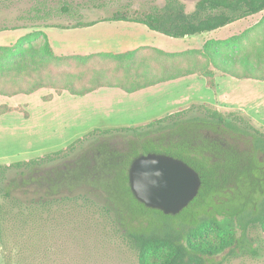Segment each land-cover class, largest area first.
<instances>
[{
  "label": "trees",
  "instance_id": "trees-1",
  "mask_svg": "<svg viewBox=\"0 0 264 264\" xmlns=\"http://www.w3.org/2000/svg\"><path fill=\"white\" fill-rule=\"evenodd\" d=\"M8 1L0 0V8ZM50 11L39 7L16 21L0 20V33L34 29L14 45L0 46V96L31 95L41 89H53L58 95L68 92L85 96L104 87L134 93L191 75L205 80L210 89L216 88L218 75L264 81V37L251 48L245 45L256 30L264 31V19L241 35L207 41L200 50L168 53L140 48L124 54L81 57L57 56L53 52L42 29L66 26L49 24ZM71 11L69 5H63L59 13ZM262 13L264 0H199L191 12L181 0H167L162 7L137 11L135 15L117 10L110 17L79 21L72 27L124 21L184 39ZM154 52L161 60L180 61L171 65L153 62L150 58ZM107 58L126 69L112 72L105 67L82 86L80 75L54 70L63 61L101 62ZM194 107L142 128L91 132L87 138L119 131H133L137 138L129 142L125 152L102 149L93 168H89L86 155L71 164H52L85 138L39 158L0 165V228L7 224H44L58 215L70 218L88 205L112 219L114 224L110 225L131 243L140 264H221L240 255L258 257V239L252 234L259 230L264 233V133L240 115L226 116L205 106L199 108L201 115L188 117ZM16 110L2 105L0 116ZM24 115L29 116L27 112ZM143 152L182 160L200 175L198 197L179 215L147 208L134 197L129 169ZM11 170L20 173L19 180L6 181ZM212 232L218 238L213 242L208 238ZM157 253L162 257L150 263V256Z\"/></svg>",
  "mask_w": 264,
  "mask_h": 264
},
{
  "label": "rangeland",
  "instance_id": "rangeland-1",
  "mask_svg": "<svg viewBox=\"0 0 264 264\" xmlns=\"http://www.w3.org/2000/svg\"><path fill=\"white\" fill-rule=\"evenodd\" d=\"M166 1L11 0L0 8V20L16 21L28 17L32 10L40 7L51 10L49 24L75 25L79 21L88 23L110 17L117 10H127L135 15L137 11H147L154 6L162 7ZM181 1L186 5V10L191 12L199 0ZM63 5L71 7V14L59 13ZM263 19L264 13L213 33L184 39L159 33V45L168 52L184 50L191 45L200 47L197 46L198 43H203L209 37L224 41L241 35L256 27ZM251 36L252 39L245 44L249 48L264 37V31L256 30ZM150 60L156 63L163 61L169 65L180 61L161 60L155 52L151 54ZM105 67L112 72L126 69L125 65L123 67L116 60L107 58L101 62L63 61L54 70L80 75L79 85L82 86L94 72ZM216 82L218 87L213 90L206 86L204 80L192 77L165 84L159 89L141 92L135 97L124 93H121L122 96L112 97L102 96L104 94L72 96L68 92L57 95L53 89H41L31 95L0 97V106L6 103L11 107H19L0 119V165L29 161L51 154L68 148L81 138H85L84 141L77 143L67 155L52 164H71L104 148L125 152L129 142L137 140L133 131L87 136L96 130L142 128L172 112L189 110L192 106L195 107L188 117L201 115L199 108L205 106L226 116L231 113L240 115L255 129L264 133V81L236 80L219 75ZM47 97H52V100L46 101ZM25 112L29 114L28 119ZM142 123L148 124L144 126ZM142 154L147 153L140 155ZM19 178L20 173L16 170L7 172L6 181L14 182ZM64 217L65 219L58 215L56 220L52 219L44 224H7L0 228V264H140L131 243L110 225L114 224L112 219L97 207L83 205L79 215L69 218L66 214ZM252 236L258 239V257L240 255L224 260L221 264H264V233L259 230ZM208 238L212 242L218 239L214 232ZM159 257L162 255L153 254L149 262H157ZM217 260L222 259L218 257Z\"/></svg>",
  "mask_w": 264,
  "mask_h": 264
},
{
  "label": "crops",
  "instance_id": "crops-1",
  "mask_svg": "<svg viewBox=\"0 0 264 264\" xmlns=\"http://www.w3.org/2000/svg\"><path fill=\"white\" fill-rule=\"evenodd\" d=\"M238 22H235L233 24H236ZM233 24L228 25V26L230 27ZM72 26L73 25H66V27H63V28H43L42 29L48 37V40H49V43H50V46L53 52L57 56L87 57V56L98 55V54H124L127 52L136 51L140 48H154V49H158V50L160 49V50L165 51L164 49H162L163 47L159 45V33L151 31L145 25H141L138 23L117 21V22H99L91 26L76 27V28ZM219 30H216V31H219ZM32 31H33L32 29L31 31H28L27 29H20L16 31L2 32L0 33V46H12L18 41V39H20L21 37H24L25 35L31 33ZM216 31H213V32H216ZM213 32H210V33H213ZM205 34H209V33H205ZM187 38H191V37H187ZM210 40H214V39H212V37H209L203 43L199 42L197 46H200V47H192L191 45L184 50L175 51V52H168V51H165V52L181 53V52H185L188 50H200L203 48L205 43ZM192 77H198V76L197 75L186 76L180 79H176L173 81L157 84L155 86L142 89L140 91H137L136 93L135 92L127 93L119 88L104 87L90 94L85 95V97L94 96L97 94H104L102 96H106V97H110V96L112 97V95L122 96L121 93H124L125 95L129 94V95H132V97H135L136 95H139V93L141 92L149 91L152 89H159L160 86L163 87L165 84L177 82L179 80H184V79H188ZM220 77H231V76H221L220 75ZM231 78H234V77H231ZM199 79L203 80L201 78ZM236 80H239V79H236ZM244 80H253V79H244ZM255 81H258V80H255ZM217 87H218V84L216 85V88L213 90H216ZM0 97H3V96H0ZM3 105H6L10 108L15 109V107H11L6 103H4ZM12 112L13 111L8 112L4 115H1L0 119L6 117L8 114ZM142 124L145 126L148 123H142Z\"/></svg>",
  "mask_w": 264,
  "mask_h": 264
},
{
  "label": "water",
  "instance_id": "water-1",
  "mask_svg": "<svg viewBox=\"0 0 264 264\" xmlns=\"http://www.w3.org/2000/svg\"><path fill=\"white\" fill-rule=\"evenodd\" d=\"M131 191L137 201L165 215L177 216L198 197L202 179L186 162L166 154L136 157L129 169Z\"/></svg>",
  "mask_w": 264,
  "mask_h": 264
},
{
  "label": "flooded vegetation",
  "instance_id": "flooded-vegetation-1",
  "mask_svg": "<svg viewBox=\"0 0 264 264\" xmlns=\"http://www.w3.org/2000/svg\"><path fill=\"white\" fill-rule=\"evenodd\" d=\"M113 150V149H112ZM115 151V150H113ZM117 151V149H116ZM101 156V152L100 150H96L94 153H90L86 155V159L90 162L89 168H93L96 166L97 164V158H99Z\"/></svg>",
  "mask_w": 264,
  "mask_h": 264
}]
</instances>
